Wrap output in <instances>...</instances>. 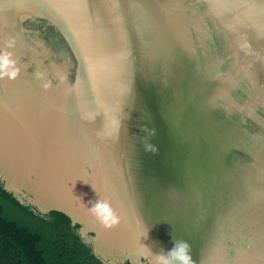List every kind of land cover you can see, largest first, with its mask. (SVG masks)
<instances>
[{"label":"water","instance_id":"1","mask_svg":"<svg viewBox=\"0 0 264 264\" xmlns=\"http://www.w3.org/2000/svg\"><path fill=\"white\" fill-rule=\"evenodd\" d=\"M9 40L5 190L67 214L103 264L174 239L194 264H264V0H0Z\"/></svg>","mask_w":264,"mask_h":264},{"label":"trees","instance_id":"2","mask_svg":"<svg viewBox=\"0 0 264 264\" xmlns=\"http://www.w3.org/2000/svg\"><path fill=\"white\" fill-rule=\"evenodd\" d=\"M79 227L64 212H35L0 182V264H103Z\"/></svg>","mask_w":264,"mask_h":264},{"label":"clouds","instance_id":"3","mask_svg":"<svg viewBox=\"0 0 264 264\" xmlns=\"http://www.w3.org/2000/svg\"><path fill=\"white\" fill-rule=\"evenodd\" d=\"M14 46L15 41L9 40L6 49L0 52V79L7 77L14 80L19 75L20 68L17 66L18 61L13 58L12 52L7 51V48H13ZM65 79L66 77L61 76L60 82L63 83ZM50 86V81L43 84L45 89ZM145 131L148 132L149 136L155 135V129H145ZM144 147L145 151H150L153 154L157 151L156 146L148 142V137H145ZM89 210L105 228H112L120 222L119 216L107 200L99 199ZM145 249L146 252L142 253V256L149 261V264H194L190 254L191 247L184 240L174 239V248L167 254L154 255L149 248L145 247Z\"/></svg>","mask_w":264,"mask_h":264},{"label":"flooded vegetation","instance_id":"4","mask_svg":"<svg viewBox=\"0 0 264 264\" xmlns=\"http://www.w3.org/2000/svg\"><path fill=\"white\" fill-rule=\"evenodd\" d=\"M51 44L54 46L55 43L53 42V43H51ZM59 45H60V44H59Z\"/></svg>","mask_w":264,"mask_h":264}]
</instances>
